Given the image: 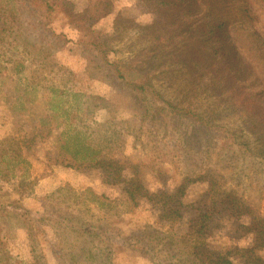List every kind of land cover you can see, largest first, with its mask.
Instances as JSON below:
<instances>
[{"label": "rangeland", "instance_id": "374dc122", "mask_svg": "<svg viewBox=\"0 0 264 264\" xmlns=\"http://www.w3.org/2000/svg\"><path fill=\"white\" fill-rule=\"evenodd\" d=\"M156 19L136 0H0V264H264L251 217L209 198L215 182L264 217L260 144L166 58L159 35L191 36ZM75 137L117 168L69 166Z\"/></svg>", "mask_w": 264, "mask_h": 264}, {"label": "trees", "instance_id": "16d2710c", "mask_svg": "<svg viewBox=\"0 0 264 264\" xmlns=\"http://www.w3.org/2000/svg\"><path fill=\"white\" fill-rule=\"evenodd\" d=\"M136 1L157 15L149 28L168 29L174 34L177 30L189 32V42L182 40L176 46L167 37L168 32L158 36L159 42L165 44L166 58L184 60L185 65L192 67L189 71L196 76L194 71L202 72L203 89L210 97L236 108L243 120V129L248 130L260 144L256 149H249L246 145L245 151L264 158V0ZM187 44L191 47L199 45L198 51L189 54ZM103 45L100 44V49ZM137 88L143 89L141 86ZM197 118L202 119L206 126L214 121L205 115ZM89 141L85 137H75L70 146L61 144V151L70 156L69 166L107 164V169L117 168L115 160L99 158ZM216 185L215 182L210 184L209 198L225 205L238 217L249 215L251 225L264 235V217L256 214L257 211L237 195L226 194ZM208 212L203 214V222L209 220ZM195 240L199 241V236ZM170 258L179 264L191 263L190 259L181 260L182 256L177 254L170 255ZM208 264L232 262L219 257L209 260Z\"/></svg>", "mask_w": 264, "mask_h": 264}]
</instances>
